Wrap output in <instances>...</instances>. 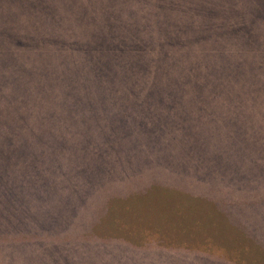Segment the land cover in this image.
<instances>
[{
    "label": "rangeland",
    "instance_id": "rangeland-1",
    "mask_svg": "<svg viewBox=\"0 0 264 264\" xmlns=\"http://www.w3.org/2000/svg\"><path fill=\"white\" fill-rule=\"evenodd\" d=\"M19 3L20 0H0V29L4 43L7 41L4 35L6 31L19 34ZM139 6L141 4L137 2L124 0H58L54 5L57 9H75L71 11V25L76 27V38H90V41L97 35V29L91 23H85L83 15L90 12L84 9L132 7L129 16L118 12L120 19L114 21L117 26L122 25L121 39L128 41L133 33L141 30L140 41L144 49L141 54L157 57L168 52L181 59L167 60L163 81L173 90L169 93L167 106L172 105L177 109L185 105L188 108L180 113V118L188 121L180 128L188 125L186 133L191 137L189 144L184 136L183 140H179L176 133L168 134L165 144L157 138L160 151L152 163L154 169L150 171L154 180L142 170L138 172L140 175L133 177L135 173L132 168L140 160V153H135L138 145L134 139H143L142 136L147 135L146 130L139 134L134 129L140 127L143 130L144 123L150 127L148 123L151 119L140 123L134 120L127 122L120 136L112 141L104 137L108 133V123L95 119L89 125L97 121L99 129L91 132L102 135L96 139V143L102 138L104 146L113 151L98 158L109 163V176L103 175L102 164L99 167L96 164L91 166L88 158L81 163L83 152L77 151V148L73 149L70 157L64 153L61 169L56 165L58 153L55 149L50 150V146L57 139H62L58 134L46 135L48 131H45L42 122H36L38 115L34 113L42 110L26 104L16 108L0 98V125L13 131L6 135L13 134L22 140L20 153H24L26 160L14 163L20 157L9 153L5 164L4 155L0 153V173L8 166L15 167L8 170L12 176L9 181L15 180L16 185L13 186L17 192H21L18 194L23 202L21 204H26L25 210L19 211L17 208L20 224L7 225L5 219L0 223V264H264V116L259 113L262 108L258 105L253 107L248 96V88H263L264 84L248 76L251 72L249 66L236 63L241 52L244 53L241 49L244 40L235 44L228 30L232 24L240 23L238 13L243 7L233 2L228 4L225 0H177L169 6L157 1L155 6L159 7L155 10L152 5L148 6L149 9H139ZM134 7L139 10L136 11ZM115 13H110L111 24ZM152 14L158 18L148 16ZM158 21L185 25L180 26L182 38L169 36L176 41L154 51L152 46L156 42L151 37L150 29L168 33L173 28L149 27ZM145 23H148V27H143ZM62 34L65 36L61 38L71 40L65 32ZM181 40L191 45L188 55L184 54ZM17 48L20 46L17 45ZM206 49L210 51L211 63L206 66L205 74L212 69V74L206 75L212 86V94L208 90L212 102L208 95L204 105L206 121L203 124L199 123L198 109L195 108L199 106V99L194 89L188 91L178 84L183 72L182 61L187 60L184 64L189 67V73H196L200 52ZM263 49L255 53L262 55ZM72 55L75 53L72 52ZM76 64L78 68L85 66L82 62ZM34 65L38 66V62ZM214 68L226 70L220 76L221 83L215 79ZM254 74L257 76V71ZM29 81L30 76L22 79V82ZM175 85L176 90L173 89ZM116 89L117 93L124 90L119 86ZM131 91L142 99L145 95L143 90H126ZM98 93L84 95L77 105L81 107L101 98L102 94ZM257 96L261 95L258 93ZM122 101L127 103L125 99ZM123 102L121 104L127 110H132L137 104L134 101ZM249 107L258 110L250 114ZM65 115L68 114L60 115L62 122L67 119ZM186 115H189L187 119ZM178 122L181 120L178 119ZM113 128L111 125L112 132L115 130ZM130 133L138 137H127ZM8 139L5 145L10 148L12 139ZM32 140L36 141L37 148H32ZM146 155L153 157V154ZM87 156L94 157L90 152ZM18 168H22L23 179L16 173ZM38 171H46L38 180V184L46 186V193H40L37 184L25 177L34 180ZM102 180L105 184H99ZM90 184L95 190L102 191L103 197L97 200L99 203L91 201L94 205L89 207L94 211V218L87 220L85 233L81 234V228L72 227V224L78 223L83 216L79 215L76 221L72 219L79 207L87 206V199L81 196L92 188L88 187ZM152 185L162 190L158 191L155 204H151L153 191H156ZM6 188L13 190L11 183L4 185L0 180V195ZM138 191L141 196H134ZM114 211L117 218L113 215ZM87 214L91 218L92 214ZM113 218L116 223L112 222ZM75 235L91 246L87 252L93 257L83 253L71 256L61 247L66 241L65 237L69 240ZM107 238L110 240L104 244ZM6 242L10 244H4ZM97 244L107 253L105 257L104 253L97 252L100 250ZM65 246L70 249L69 243Z\"/></svg>",
    "mask_w": 264,
    "mask_h": 264
},
{
    "label": "trees",
    "instance_id": "trees-1",
    "mask_svg": "<svg viewBox=\"0 0 264 264\" xmlns=\"http://www.w3.org/2000/svg\"><path fill=\"white\" fill-rule=\"evenodd\" d=\"M57 1L58 0H20L18 6L19 34L6 31L4 35L7 41L4 43L0 29V98H2L4 103H11L12 106L16 108L18 106L20 107L21 104H26L34 109L42 110V112L38 111L34 113L38 115L37 119H35L36 122H42L45 131H48L46 135L54 136L58 134L62 139H57L56 142L50 146V150L55 149L58 153V158L55 157L58 168L61 167L62 169L63 167L64 153L66 152V156L70 157L73 149L77 148V151L83 152L80 156V162L82 163L84 159L88 158V161L92 163L91 166L96 164L99 167L100 164H102L103 175L110 174L107 170L110 165L105 159L98 158L106 154V152L113 153V151L108 150L104 146L102 138L100 142L96 143V139L102 136L101 134L91 132L98 131L99 128L96 125L97 121H105L108 123V133H106L104 137L112 141L114 138L120 136L119 133H122L121 129L123 130L127 122L131 123L134 120L140 123L151 119L150 124L148 123L150 127H146L147 124L144 123L142 125L145 127L143 130L139 129L140 127L134 129L135 132L139 134L146 130L147 135L142 136L144 137L143 139H134V143L138 145L135 153H140V160L132 170L135 173L133 177L140 175L141 173L138 172L142 170L148 173L151 180H154V178H152L153 173H150V171L154 169L152 163L157 159L160 151V144L157 138H160L163 144H165L168 134L171 135V133H176L179 140H183L185 137L188 144L191 140L189 134L186 133L188 125L183 129L180 128L182 124L188 123L187 120L180 118V113L188 110V108L185 105L177 109H174L172 105L167 106L166 102L170 100L169 93L173 90H170L166 86V81L165 83L163 81L166 74L167 60L170 58L173 61H181V59H178L174 54L169 55L168 52H164L157 57H150L146 53L141 54L144 52V49H142L143 45L140 41L142 37L141 30L137 33H133L128 41L121 39V32L123 30L121 27L122 25L117 26L114 24V21L120 19L118 12L126 13V15L129 16L132 7H98L95 9H84L83 11L90 12L87 13V15H83L85 23L87 25L91 23V25L97 29V35L95 34V38L90 41V38H76L74 33L76 27L71 25V11L75 9H57V7H54ZM124 1L141 4V6L138 7L139 9H149L148 6L152 5L155 10L159 7L155 6L157 1L161 4L167 3L169 6L177 0ZM219 1L221 0H218V2ZM225 1L228 4L233 2L234 5L237 4L243 7L241 13H238L241 17L240 23L229 26L230 28H228V30L231 31V34L227 33L234 37L235 44L244 40L243 44H241V49L244 50V53L241 52L236 63L247 65V67L249 66L251 72L248 76H250L253 81H260L264 84V53L262 55L255 53L259 49L264 48V0ZM139 9L135 8L136 11ZM111 12H116L113 16L112 24L109 21ZM148 16L150 18L153 16L158 18V16L154 14ZM148 23H145L143 27H148ZM182 25L185 24L178 25L174 23V21H169L168 23L158 21L157 23L151 24L149 27L155 28L173 26L168 33H166V31H159L158 29H150L151 37L156 42V44L154 43L152 46L155 48L154 51L165 48L166 44H173L174 41H176L174 38H169V36L182 38V29L180 28ZM64 32L66 37L71 40L61 38L65 36L62 34ZM232 32H235L233 33L234 35ZM184 40L180 42L182 43L181 47L184 54L188 55L191 51V45L188 41ZM17 45L20 46L19 49ZM205 46L207 47V45ZM71 51L75 53L74 56ZM209 55L210 51L207 49L200 52V58L196 63L198 67L196 73H189V67L184 64L187 60L184 59L182 61L183 72L180 73V83L178 84L182 85V88H186L188 91L191 88L194 89V94L199 99V106H195V108L198 109L200 117L198 118L199 123L203 122V124L206 121L204 105L208 101V95L212 102V86L206 77L208 73L212 74V69L205 74L206 66L208 67L211 63ZM232 60L229 61L230 66L233 65L231 63ZM36 62H38V66L34 65ZM77 62L79 64L80 62L85 64V66H83L84 70L82 69L83 67L78 68ZM143 62L147 63L143 64ZM73 65H75V67H73ZM213 70L216 76L215 79L221 83L220 76L223 75V72L226 70L223 68H214ZM254 71H257V76H255ZM28 76H30V81L22 82V79ZM14 80L17 82L16 84ZM118 86L124 89L121 90L120 93H117L116 88ZM71 87L74 88L71 89ZM132 89H138L140 92L143 90L142 92L145 93L143 99L137 97L133 91L126 92V90L129 91ZM173 89H177L176 85ZM208 90H210L211 94ZM96 91L102 94L101 98L83 104L81 107L77 105V102L81 100L84 95H89ZM258 93L261 96L258 97ZM76 94L78 96L74 97ZM248 96L250 104L253 107L257 105L260 106L262 109H259V113L261 116H264V87L248 88ZM130 97H132V99H130ZM123 99L127 100V103L134 101L137 104H134L132 110H127V108L121 104ZM23 109L27 110L25 108ZM257 110L258 109L248 108L250 114ZM66 113L68 114L65 115L67 119L65 122H62L60 115ZM210 114L212 116L211 112ZM137 115V118H133ZM188 117L189 115H186L185 119ZM95 119H97V121L89 125V123ZM178 119H180L181 122H178ZM111 125L114 127L113 129H115L113 132L110 130ZM4 126L5 125H0V128H4L0 129V153L4 155L5 164L6 161H8L7 154L9 153H13L17 158L20 157V159H16L14 163L25 162L24 153H20V144H22V140L13 134L6 135L7 132L13 133V131ZM152 128L154 131H152ZM204 130H206V128H204ZM200 131L201 130H199L198 133ZM132 134L133 133H130L127 137H138ZM8 138H11L13 142L10 141V148L5 145V142L9 141ZM143 140H147V142ZM33 147L37 148L38 145L36 141L32 140V148ZM115 150L119 149L115 148ZM89 152L92 153L94 157L89 158L87 156ZM146 154H153V157L152 155L148 156ZM151 157L152 159H150ZM146 163L151 166H147ZM11 168L15 167L8 166L6 169L1 170L0 173V180L4 182V185L11 183L13 187V190L6 188V190L3 191V195H0V223L5 219L8 222L7 225L20 224L21 221H19L17 217V215H19L18 209L20 211L26 208V204H21L23 202L18 197V194H21V192H19V190L17 192L15 186H13L16 185L15 180L9 181L12 176L8 173V170ZM16 171L19 178L23 179L24 174L22 173V168H18ZM44 172L46 171H38L36 173V179L34 178V180H32L31 177L25 176L27 180L31 179L32 183L37 184L40 193H46L47 190L45 185L38 184L40 175L42 176ZM102 179L104 180V178ZM103 180L99 184H105ZM25 183H27V181H25L24 184ZM157 185H152L153 189L156 191H153L154 194L151 198V204L156 203L157 197L159 196L158 191H162L161 187ZM88 187L92 188H88L89 191L87 190V192L81 196L87 199V206L79 207L76 215L72 219L76 221L79 215L83 216L82 220H79L78 223L73 222L72 224V227L81 228V234L85 233L87 220H92L94 218V211L89 207L92 204L91 201H93V203H99L97 200H101L103 197L102 191L95 190L92 184L88 185ZM139 192L140 191L136 194L133 193L132 195L141 196ZM156 211H158V209ZM87 212L92 214L91 218L88 216ZM113 215L117 218L115 211ZM112 222L116 223L114 218ZM65 239L66 241H63L61 247L68 251L67 253L71 256H77L76 253H83L84 255L93 257L90 252H87L91 246L87 245L78 235L72 236L69 240H67V237H65L64 240ZM109 240L110 238L104 239V244ZM7 243L9 242L4 244ZM68 243L70 244V249L65 246ZM97 247L100 248V250H98ZM97 247V252L100 254L104 253L100 244H97ZM120 249L121 248L117 250ZM97 252H95V254H97ZM106 254L107 253H104V257ZM117 258L120 259L121 257L117 256ZM99 260L101 262L103 261L101 256Z\"/></svg>",
    "mask_w": 264,
    "mask_h": 264
}]
</instances>
